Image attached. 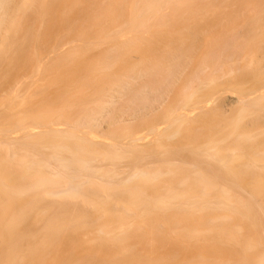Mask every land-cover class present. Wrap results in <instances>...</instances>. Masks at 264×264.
Returning <instances> with one entry per match:
<instances>
[{"label":"bare ground","instance_id":"6f19581e","mask_svg":"<svg viewBox=\"0 0 264 264\" xmlns=\"http://www.w3.org/2000/svg\"><path fill=\"white\" fill-rule=\"evenodd\" d=\"M0 264H264V0H0Z\"/></svg>","mask_w":264,"mask_h":264},{"label":"rangeland","instance_id":"374dc122","mask_svg":"<svg viewBox=\"0 0 264 264\" xmlns=\"http://www.w3.org/2000/svg\"><path fill=\"white\" fill-rule=\"evenodd\" d=\"M232 91V90H231ZM234 94V93H233Z\"/></svg>","mask_w":264,"mask_h":264}]
</instances>
